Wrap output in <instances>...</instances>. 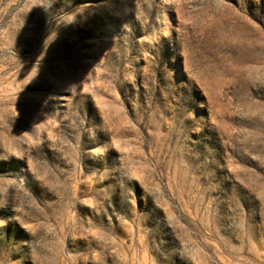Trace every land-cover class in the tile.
<instances>
[{
	"label": "rangeland",
	"instance_id": "1",
	"mask_svg": "<svg viewBox=\"0 0 264 264\" xmlns=\"http://www.w3.org/2000/svg\"><path fill=\"white\" fill-rule=\"evenodd\" d=\"M0 264H264V0H0Z\"/></svg>",
	"mask_w": 264,
	"mask_h": 264
}]
</instances>
